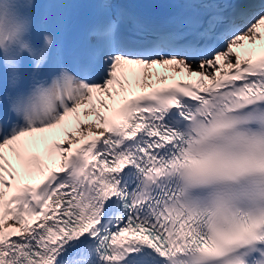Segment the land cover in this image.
I'll return each mask as SVG.
<instances>
[{"label":"snow or ice","instance_id":"1","mask_svg":"<svg viewBox=\"0 0 264 264\" xmlns=\"http://www.w3.org/2000/svg\"><path fill=\"white\" fill-rule=\"evenodd\" d=\"M78 7L0 0V264H264V0Z\"/></svg>","mask_w":264,"mask_h":264}]
</instances>
